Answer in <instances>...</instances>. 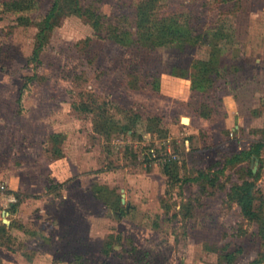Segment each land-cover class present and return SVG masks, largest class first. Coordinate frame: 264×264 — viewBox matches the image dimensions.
Instances as JSON below:
<instances>
[{
    "label": "rangeland",
    "instance_id": "rangeland-1",
    "mask_svg": "<svg viewBox=\"0 0 264 264\" xmlns=\"http://www.w3.org/2000/svg\"><path fill=\"white\" fill-rule=\"evenodd\" d=\"M55 2L0 0V264H264L228 201L264 144V0H79L40 37Z\"/></svg>",
    "mask_w": 264,
    "mask_h": 264
},
{
    "label": "trees",
    "instance_id": "trees-1",
    "mask_svg": "<svg viewBox=\"0 0 264 264\" xmlns=\"http://www.w3.org/2000/svg\"><path fill=\"white\" fill-rule=\"evenodd\" d=\"M64 0H56L53 8L49 11L48 15L46 16L42 26L39 36H45L47 31L51 30L54 25L56 24V21L59 19L60 13L66 14L75 12L76 14H82L84 13L83 7L81 6L79 0H67L69 1V5L65 6L63 3ZM19 4V3H18ZM21 4V3H20ZM145 10H141V20H140V28L143 30H148L149 27L153 25L154 30L157 33H154L153 31L150 32L149 30L146 32V34H149V36L154 37L152 34L160 35L161 39L164 40L160 42L159 45L163 44H171L177 41H187V39H191L192 41H197L201 39L200 35H196L193 37L192 29L189 28L186 24H180L177 21V18H163V17H154L156 22L152 21V17L154 16V13L152 11L150 12H144ZM88 13V12H87ZM156 16V15H155ZM153 22V24H152ZM152 24V25H150ZM152 30V29H151ZM194 38V39H193ZM204 68V74L206 75V72H208V64H201ZM210 69V68H209ZM212 71V70H211ZM33 80V78H31ZM128 131L130 128L127 129ZM264 144L257 143L254 148L250 150L242 151L241 153L237 154L235 157L230 159V163H240L245 158H249L253 160V157L256 156L257 158L260 157L261 150L263 148ZM248 176L251 177V179H245L241 183H235L230 189V192L228 194V201L230 203H236L239 205L241 209L242 216L245 217L248 220L252 221H259L263 225L262 227V236L264 237V217L261 218L257 209H256V201H257V189H258V181L260 180L261 173L260 172H254L252 168H248Z\"/></svg>",
    "mask_w": 264,
    "mask_h": 264
},
{
    "label": "water",
    "instance_id": "water-1",
    "mask_svg": "<svg viewBox=\"0 0 264 264\" xmlns=\"http://www.w3.org/2000/svg\"><path fill=\"white\" fill-rule=\"evenodd\" d=\"M254 162L256 164V167L254 168V172L256 173L257 172V169H258V164H259V158H257L256 156L254 157ZM124 198H123V202L125 203L126 200H125V194H123ZM5 214H7V211L5 212Z\"/></svg>",
    "mask_w": 264,
    "mask_h": 264
},
{
    "label": "crops",
    "instance_id": "crops-1",
    "mask_svg": "<svg viewBox=\"0 0 264 264\" xmlns=\"http://www.w3.org/2000/svg\"><path fill=\"white\" fill-rule=\"evenodd\" d=\"M255 157V156H254ZM254 157H253V161H254ZM6 212V211H5ZM5 212H4V214H5ZM7 214H9L8 212H7Z\"/></svg>",
    "mask_w": 264,
    "mask_h": 264
},
{
    "label": "built area",
    "instance_id": "built-area-1",
    "mask_svg": "<svg viewBox=\"0 0 264 264\" xmlns=\"http://www.w3.org/2000/svg\"><path fill=\"white\" fill-rule=\"evenodd\" d=\"M2 188L4 189L5 187H4V186H2Z\"/></svg>",
    "mask_w": 264,
    "mask_h": 264
}]
</instances>
